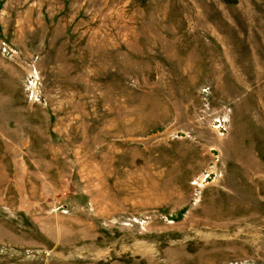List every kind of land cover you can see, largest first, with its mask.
Here are the masks:
<instances>
[{"label": "rangeland", "instance_id": "1", "mask_svg": "<svg viewBox=\"0 0 264 264\" xmlns=\"http://www.w3.org/2000/svg\"><path fill=\"white\" fill-rule=\"evenodd\" d=\"M0 264H264V0H0Z\"/></svg>", "mask_w": 264, "mask_h": 264}]
</instances>
